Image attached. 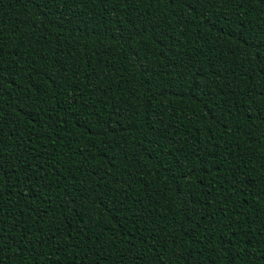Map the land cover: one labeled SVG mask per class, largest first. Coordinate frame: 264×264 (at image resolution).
Instances as JSON below:
<instances>
[{
    "label": "trees",
    "instance_id": "obj_1",
    "mask_svg": "<svg viewBox=\"0 0 264 264\" xmlns=\"http://www.w3.org/2000/svg\"><path fill=\"white\" fill-rule=\"evenodd\" d=\"M0 264H264V0H0Z\"/></svg>",
    "mask_w": 264,
    "mask_h": 264
}]
</instances>
